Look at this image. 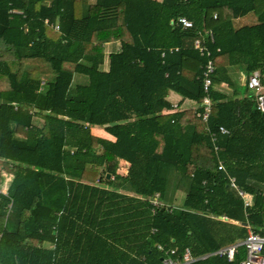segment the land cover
<instances>
[{
	"label": "trees",
	"instance_id": "16d2710c",
	"mask_svg": "<svg viewBox=\"0 0 264 264\" xmlns=\"http://www.w3.org/2000/svg\"><path fill=\"white\" fill-rule=\"evenodd\" d=\"M207 29L203 122L181 104L204 96L192 44ZM254 71L264 86V0H0V264H162L158 245L178 259L188 249L190 264H238L242 247L231 261L212 252L264 235V113L236 78ZM168 188L184 190L181 204Z\"/></svg>",
	"mask_w": 264,
	"mask_h": 264
},
{
	"label": "built area",
	"instance_id": "2783aa9c",
	"mask_svg": "<svg viewBox=\"0 0 264 264\" xmlns=\"http://www.w3.org/2000/svg\"><path fill=\"white\" fill-rule=\"evenodd\" d=\"M215 18V15H214ZM47 23V20L44 21ZM177 23L183 28H191L193 23L186 17H179ZM55 30H58V26L53 25ZM198 36L193 41V48L198 51L201 56L206 57V61L201 66L202 74V89L204 96L199 103H193L190 108L195 109L196 117L200 118L203 122H207L212 110V100L210 98V90L214 87V63L211 56V52L207 49L206 43H213L215 40L214 33L211 29L205 30L203 33H198ZM172 49H170L171 51ZM177 50V48H175ZM219 50V49H217ZM163 55V53H162ZM244 82L247 85L248 89L252 90L254 93L255 101L257 103V109L264 113V86L260 82V76L257 71L252 72L247 78L244 77ZM173 108H177V104H172ZM16 108V106H15ZM33 114V113H32ZM218 132L221 134H227L228 129L223 125L218 126ZM210 138L213 142L214 151L218 150V146L215 144V132H210ZM218 170H223L224 165L221 160L218 161L217 165ZM229 184L232 188L236 190L238 195L243 199V205L245 208L250 207L251 199L248 194L240 189L236 182L235 178L229 177ZM0 192H4L1 191ZM149 201L154 206H161L162 203L158 200V195L155 194L153 197L149 198ZM220 220L227 221L225 216H219ZM158 250L163 251L165 256L161 258L162 264H190L195 259L190 255L188 249L184 250L181 259L174 258L175 250L169 249L165 250L163 246L158 245ZM242 247L245 251V257L239 261L238 264H264V235L249 231L247 236L239 241H236L233 244L221 247L212 254L226 257L228 261L234 259L235 254L238 251V248ZM206 256H203V258Z\"/></svg>",
	"mask_w": 264,
	"mask_h": 264
},
{
	"label": "crops",
	"instance_id": "0c3cea01",
	"mask_svg": "<svg viewBox=\"0 0 264 264\" xmlns=\"http://www.w3.org/2000/svg\"><path fill=\"white\" fill-rule=\"evenodd\" d=\"M3 38H5L7 41H10L11 43H16L17 42V37H16V33H15V29H8L2 36ZM117 49L118 46H112L111 44H108L105 46L106 52H110L112 49ZM108 52V53H109ZM106 53V54H108ZM108 64V57L105 56V61H104V68L107 67ZM238 75V79L240 81L241 84H244V77L245 75L242 74V72H236V78ZM221 84V85H220ZM215 88L218 90H221L222 92H225L227 94H230L233 90V86L230 84H226V83H221V82H217L215 84ZM169 100L172 102V104H177L180 102V97L175 94V93H170L169 95ZM183 107H190L193 105V103L189 102V101H183L181 104ZM111 137V136H110Z\"/></svg>",
	"mask_w": 264,
	"mask_h": 264
},
{
	"label": "rangeland",
	"instance_id": "374dc122",
	"mask_svg": "<svg viewBox=\"0 0 264 264\" xmlns=\"http://www.w3.org/2000/svg\"><path fill=\"white\" fill-rule=\"evenodd\" d=\"M252 15L253 14H249V15H247L245 17L240 18V23L241 24L242 23H250V22L253 23L254 22L253 19H255V18H252ZM75 77L78 78V76H74V79H76ZM80 77L83 79L82 76H80ZM237 78H238V75H237ZM243 88H244L243 84H241L240 89L242 91H244ZM263 91H264V89H263ZM35 122H42V119L40 117H36L35 118ZM91 133L93 135H95V136H100V137H103V138L111 139V137L108 134H106L105 131L101 127H92L91 128ZM120 169L123 172L124 168L121 167ZM8 179H9V177L7 176L6 180H8ZM169 190H171V189L170 188L167 189V193H168L167 199L168 200H166L167 201L166 203H171L172 205L181 204L182 200H183V197H184V190H180V191L177 190V192H172V191H169Z\"/></svg>",
	"mask_w": 264,
	"mask_h": 264
},
{
	"label": "water",
	"instance_id": "95a60500",
	"mask_svg": "<svg viewBox=\"0 0 264 264\" xmlns=\"http://www.w3.org/2000/svg\"><path fill=\"white\" fill-rule=\"evenodd\" d=\"M106 177L108 178L109 177V174H106Z\"/></svg>",
	"mask_w": 264,
	"mask_h": 264
}]
</instances>
